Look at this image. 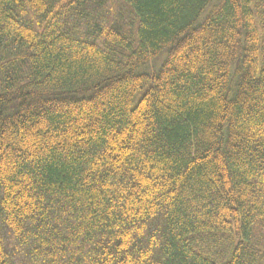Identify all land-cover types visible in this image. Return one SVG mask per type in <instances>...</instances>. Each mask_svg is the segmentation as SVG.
Instances as JSON below:
<instances>
[{"label":"trees","instance_id":"16d2710c","mask_svg":"<svg viewBox=\"0 0 264 264\" xmlns=\"http://www.w3.org/2000/svg\"><path fill=\"white\" fill-rule=\"evenodd\" d=\"M0 264H264V0H0Z\"/></svg>","mask_w":264,"mask_h":264}]
</instances>
